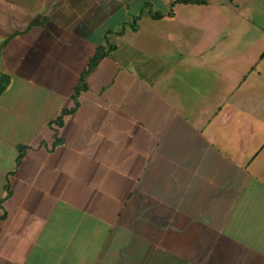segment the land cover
<instances>
[{"label": "crops", "instance_id": "1", "mask_svg": "<svg viewBox=\"0 0 264 264\" xmlns=\"http://www.w3.org/2000/svg\"><path fill=\"white\" fill-rule=\"evenodd\" d=\"M174 1L0 0V264H264L263 10Z\"/></svg>", "mask_w": 264, "mask_h": 264}, {"label": "trees", "instance_id": "2", "mask_svg": "<svg viewBox=\"0 0 264 264\" xmlns=\"http://www.w3.org/2000/svg\"><path fill=\"white\" fill-rule=\"evenodd\" d=\"M208 0H176L174 2H172V6L176 5V4H181V5H196V4H207ZM162 15L158 14H154L153 17L154 18H160ZM136 28V26H134V29ZM108 45V48L106 47V45ZM115 47L111 46L109 44V42L107 40H105L104 45L100 46L97 49L96 54L90 59V64L88 69L81 75L80 79H79V84L76 88L75 94H74V99H75V104H78V96L81 92L87 90V85H86V76L88 74V72L93 69L96 65H98V63L108 54V52L114 50ZM4 90V86H3V82H2V90L0 88V93L1 91L3 92ZM69 113V111H63L62 114L55 120L52 122L51 126L53 127L54 132L56 133V137L58 135V130L61 128L62 124H63V116L65 114ZM57 142H60L57 139ZM26 153V147L20 149V154L18 156V160H17V164L19 165L20 161L23 159L24 155ZM8 196H9V192H8ZM5 201V199L0 200V207H2L3 202Z\"/></svg>", "mask_w": 264, "mask_h": 264}, {"label": "rangeland", "instance_id": "3", "mask_svg": "<svg viewBox=\"0 0 264 264\" xmlns=\"http://www.w3.org/2000/svg\"><path fill=\"white\" fill-rule=\"evenodd\" d=\"M218 1L219 0H212L213 3H218ZM239 1H238L239 3H245L247 5H253L254 6L255 4H257L258 6H260L262 8V10H263V12H262V20L264 21V0H257L256 2H255V0H239ZM228 2H231L233 4L236 3L235 0H228Z\"/></svg>", "mask_w": 264, "mask_h": 264}]
</instances>
